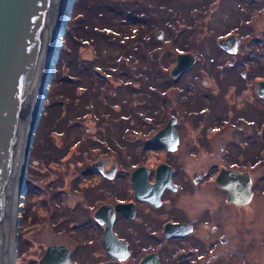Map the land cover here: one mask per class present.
<instances>
[{
    "label": "flooded vegetation",
    "instance_id": "flooded-vegetation-1",
    "mask_svg": "<svg viewBox=\"0 0 264 264\" xmlns=\"http://www.w3.org/2000/svg\"><path fill=\"white\" fill-rule=\"evenodd\" d=\"M227 35L238 42L217 45ZM213 43L211 72L199 53L175 52H192L194 62L174 78L167 72L164 87L158 80L167 94L144 126L118 125L120 148L97 145L108 137L107 118L129 116L133 105L106 107L113 114L102 126L80 124L86 149L73 186L59 193L61 238L42 246L36 264L51 245L61 264H264V99L256 94L264 78H247L251 59L236 32ZM223 69L239 74V86L221 80Z\"/></svg>",
    "mask_w": 264,
    "mask_h": 264
},
{
    "label": "rangeland",
    "instance_id": "rangeland-1",
    "mask_svg": "<svg viewBox=\"0 0 264 264\" xmlns=\"http://www.w3.org/2000/svg\"><path fill=\"white\" fill-rule=\"evenodd\" d=\"M125 1L129 4L131 12H142L150 18L158 16L161 19V21L153 22L152 25L150 21L146 26V34L149 37L146 44L152 47L158 43L160 45L157 50L158 55L163 50L169 53L170 48H177L176 51L183 49L182 35L170 44L171 37L168 31L184 28L178 25V22L183 23L181 15L189 12L192 14L195 11V16L198 18L194 19L195 22L192 21V24L199 35L192 39L194 46H186L184 49L192 50L195 57L199 53L201 56L199 64L203 63L210 72L213 66L207 64L210 63L208 59L215 60L218 57V49L213 43L214 38L230 31L240 36L242 45L245 43L242 48L244 58H250L246 53V46H252L255 47L257 55L259 52L260 58L264 59V8L259 11L264 5V0H123L121 2ZM70 4L63 31L59 35L61 42L58 53L53 61L56 66H53L46 96L42 100L39 119L33 133L16 230L15 264H36L42 246L49 241L60 240L59 222L63 217V209L59 205V193L63 188L73 186L71 180L74 179L76 168L81 165L80 148L86 149L79 146L81 138H84L81 136L79 126L82 122L92 123L90 119L96 125L102 126L104 119L113 114L106 109L105 102L108 98H104L103 94L114 91L116 95L124 96L122 99L109 101V108H117L130 105L132 102L130 98L138 88L144 95L149 89L156 91L158 88L153 81L158 75L155 69L146 68L147 72H142L141 68L135 65L132 69L127 66L122 69L118 66L119 63H115L114 54L108 56L106 62L94 60L93 50L96 51L97 46L107 43L109 28L113 30L121 28L123 17L121 9L112 11L107 0H71ZM101 12L106 14V17L101 15ZM250 13L251 19L247 17ZM107 14L110 20L103 24L100 21H106ZM128 20L132 21L130 18ZM168 20L175 23L174 28ZM122 24L128 25V23ZM129 24L133 26V23ZM187 24L190 25V23ZM102 26L105 27V31L99 30ZM247 26H250V30H247ZM158 30L162 32L161 39L154 37V33ZM183 35L186 36L187 33L184 32ZM184 49L181 51H185ZM176 51L170 52L172 58ZM103 52L107 53L106 50L100 51L98 47L97 55L104 58ZM119 55L117 59H123ZM250 64L242 67L249 71ZM158 65L161 68L160 62ZM171 65L172 63L168 66ZM113 69L118 70L120 74ZM194 70L195 68L181 76L180 81L190 80L195 75ZM224 70L226 69L221 70V80L224 83L232 82L234 86H239L240 82L237 81L240 79L239 74L231 70L222 74ZM124 71H127L126 75L123 74ZM255 71L256 78H264V67L257 66ZM159 72L161 73L160 70ZM163 73L165 74V71ZM250 74L251 70L247 78ZM103 75L108 76L105 79L110 81L111 91L106 88L103 79L100 78ZM148 75L151 80L148 79ZM140 76L144 79H140ZM161 76L162 73L157 76L160 81L164 79ZM214 78L217 79L219 76L215 75ZM125 87L129 90H125ZM147 95L150 94L147 93ZM128 118L132 121V116L124 113L109 116L105 130V134L108 132V137L103 139L97 147L105 145L107 149L120 148L122 140L118 125L129 130L126 123ZM263 221L264 216H260V222L263 223Z\"/></svg>",
    "mask_w": 264,
    "mask_h": 264
},
{
    "label": "water",
    "instance_id": "water-1",
    "mask_svg": "<svg viewBox=\"0 0 264 264\" xmlns=\"http://www.w3.org/2000/svg\"><path fill=\"white\" fill-rule=\"evenodd\" d=\"M70 3L0 0V264H15L16 230L39 98L46 96L65 5L70 8ZM154 36L161 39L162 32ZM235 42L238 38L228 35L216 43L226 48ZM193 62L191 52L175 53L169 77ZM256 94L264 99V80L257 81ZM171 121L160 130L162 135L172 129ZM58 248L47 246L38 264H61L54 256Z\"/></svg>",
    "mask_w": 264,
    "mask_h": 264
},
{
    "label": "trees",
    "instance_id": "trees-1",
    "mask_svg": "<svg viewBox=\"0 0 264 264\" xmlns=\"http://www.w3.org/2000/svg\"><path fill=\"white\" fill-rule=\"evenodd\" d=\"M123 0H107V4H109L112 7V11H118L119 9H121L120 12L123 13V17L121 18V22L124 24L128 25H123L121 23V28H119V30H113L112 28H109V33L108 36L106 38L107 43H102V47L99 45L97 46V50L95 51V49L93 50V56H94V60L97 62H100V60H103L102 62H106L108 60V58L114 54L116 60L115 63H119L118 66H120L122 69L127 66L129 69H132L133 66L135 65L137 68H141L140 70L142 72H147L146 68H151V69H155L158 71V75L160 76L162 73V76L164 79H162L160 81V83L162 84L161 87H164L165 85V78H168L166 75V71L169 68V64L172 63V55L170 54V52L176 51L177 48L172 49L170 48L169 53L165 52L163 50V52L157 53L158 48L160 47V45L158 43L155 44V46H147L146 42L147 39H149V37L146 34V26L147 24L151 21V25L153 22L155 21H161V19L157 16L154 18H150L149 16H147L146 14H142V12H131L129 9V4L125 1L124 3L121 2ZM262 7H264V5H262ZM74 10V8L72 9V11ZM186 12V11H185ZM191 12H193V10H191ZM101 15H104L106 17V14H104L103 12H101ZM71 16V15H70ZM100 16V15H99ZM183 19V23L178 22V25H182L184 28H180V29H175L173 31H168L170 38V44H172L173 42H175V40L177 38L181 37V46L184 47H188L190 45L194 46L193 44V37L199 35V32H197V30H195V26L194 24H192V21L194 19H197L195 16V11L190 14V12L188 14H182L181 15ZM128 18H130L129 21ZM186 18V19H185ZM106 20V18H104ZM110 18L107 14V20L106 21H100L103 24L107 23V21H109ZM168 20V23L170 25H174L175 23ZM179 21V20H178ZM195 22V21H193ZM129 23H133V26H131V24ZM187 23H190L187 24ZM194 27V28H193ZM174 28V26H173ZM101 29H103V31H105V27L102 26V28H99V30L101 31ZM108 29V28H106ZM171 29V28H170ZM247 30H250V26H247ZM186 32L187 35L184 36L183 33ZM149 34V33H148ZM154 40V39H153ZM158 42V41H157ZM98 47L100 48V51H107V53H105L103 55L104 58L100 57L99 54L97 55L98 52ZM104 48V50H103ZM255 48V47H254ZM180 49V50H183ZM249 50H251V52L247 51L246 53L250 56L251 59V64L249 66V70H251V72H253V74H257V72L255 71V68L257 66L260 67H264V59L260 58V54L258 52H255V50H253L252 46H250V48H248ZM185 50V49H184ZM257 51V50H256ZM120 54V55H119ZM118 55L120 56V58H123L121 60L117 59ZM109 56V57H108ZM169 56V57H168ZM101 62V64L103 65V63ZM136 62V63H135ZM161 63V68L159 67L158 63ZM54 66H56L54 64ZM144 67V68H142ZM114 70V69H113ZM159 70L161 71V73L159 72ZM116 73H119L118 70H114ZM163 71H165V74L163 73ZM264 72V71H263ZM123 74H127V71H124ZM142 74V73H140ZM155 77L154 78V82H156V85L158 84V80L159 77ZM105 77H108L106 75H103V77L101 76L100 78L103 79L105 86L107 89H111L112 87L110 85H108V79H105ZM140 79H144L143 77H139ZM148 79L151 80V77L148 75ZM147 81V80H146ZM159 83V84H160ZM158 86V85H157ZM139 89V88H138ZM136 90L135 92H133L132 97L130 98V100L132 101V103H130V105H133L130 107V115L132 116V121L130 122L132 124V126L129 128V131H131V128L133 127H140V126H144L145 124L143 123L145 118H150L151 116L148 114L151 111H154L155 109L158 108V103H160V100L162 97H166L167 92L163 90V88H157L156 91L155 90H150L147 92L150 95H147V93L144 95L142 93H140V89ZM125 90H129L128 87H125ZM111 91V90H110ZM113 93V94H112ZM112 93H104L103 97L104 98H108L107 102H105V105L108 107V103L109 101L113 100V99H122L121 96L116 95V92H112ZM143 96L146 98V100L144 101V103L146 102L147 105L146 108L143 110V106L140 100V97ZM139 97V98H137ZM150 100V101H149ZM152 101V102H151ZM157 101V102H156ZM134 102V103H133ZM156 103V104H155ZM139 105V106H137ZM150 105H156L155 108L154 107H150L148 108V106ZM142 106V107H141ZM140 107V108H139ZM131 135H137V133H131L129 132Z\"/></svg>",
    "mask_w": 264,
    "mask_h": 264
},
{
    "label": "bare ground",
    "instance_id": "bare-ground-1",
    "mask_svg": "<svg viewBox=\"0 0 264 264\" xmlns=\"http://www.w3.org/2000/svg\"><path fill=\"white\" fill-rule=\"evenodd\" d=\"M67 13H68V5H65V9H64V14H63V19H62V23H61L60 32L63 31L64 24H65V18H66ZM60 42H61L60 41V37H58V41H57V46H56V51H55L54 58H55L56 54L58 53V48H59V43ZM53 66H54V64H52V69H51L50 77H51V74H52ZM49 81H50V78H49ZM43 98H44V96H40V98H39V104H38V109H37L36 120H37V116H39V114H40L41 104H42ZM35 123H36V121H35ZM19 218H20V213H19Z\"/></svg>",
    "mask_w": 264,
    "mask_h": 264
}]
</instances>
